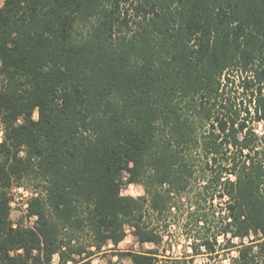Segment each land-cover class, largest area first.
I'll use <instances>...</instances> for the list:
<instances>
[{
	"label": "trees",
	"instance_id": "obj_1",
	"mask_svg": "<svg viewBox=\"0 0 264 264\" xmlns=\"http://www.w3.org/2000/svg\"><path fill=\"white\" fill-rule=\"evenodd\" d=\"M259 123L264 0H4L0 264H160L117 246L173 227L189 261L264 264ZM16 186L32 225L11 218Z\"/></svg>",
	"mask_w": 264,
	"mask_h": 264
},
{
	"label": "rangeland",
	"instance_id": "obj_2",
	"mask_svg": "<svg viewBox=\"0 0 264 264\" xmlns=\"http://www.w3.org/2000/svg\"><path fill=\"white\" fill-rule=\"evenodd\" d=\"M3 3L4 0H0V5ZM257 130L262 133L264 131V123H259L257 125ZM2 134V128L0 127V140L2 139ZM122 192L125 195H133L136 197L145 193L143 186L136 183L125 184ZM13 196L11 218L14 224L17 225L21 223L24 225H32L34 218L27 215V202L31 196V192L24 187L16 186L13 189ZM172 229V235L166 236L164 242L159 246L152 243H145L142 245L133 235L131 230H129L126 238L117 246V251H145L159 248V257L162 259L160 264H177V262H174L175 259H180L182 264H213L214 260L210 259L208 256L202 255L195 256L193 261H189V258L192 257L190 256L192 251L190 241L187 240L182 230L175 227ZM109 259H112L115 264H132L129 256L115 255L110 250L105 254H100L93 258L95 264H108ZM224 263H229V259H225ZM53 264H60L59 256L56 255L54 257Z\"/></svg>",
	"mask_w": 264,
	"mask_h": 264
}]
</instances>
